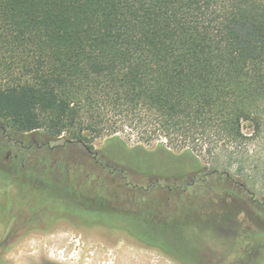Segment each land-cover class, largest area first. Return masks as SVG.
<instances>
[{
	"label": "trees",
	"instance_id": "1",
	"mask_svg": "<svg viewBox=\"0 0 264 264\" xmlns=\"http://www.w3.org/2000/svg\"><path fill=\"white\" fill-rule=\"evenodd\" d=\"M245 122L257 132L264 126V0H0V188H26L14 175L17 165L2 163L11 132H42L49 140L65 135L88 152L94 140L106 138L107 174L94 178L93 198L77 190L72 197L61 194L55 205L64 214L23 218V226L48 227L59 217L121 228L190 264L164 239L193 249L223 228L231 235L244 198L264 212V202L246 188L254 186L252 176L241 166L238 179L231 175L244 155ZM124 133L156 142L157 154L171 156L178 170L147 173L141 155L153 154H141L142 143L128 148ZM171 147L181 154L173 158ZM118 151L126 158L118 159ZM198 154L215 159V167ZM129 176L147 179L139 190L161 189V197L130 206L137 196L124 200L121 192L132 186ZM115 182L120 191L109 198L107 183ZM163 203L177 213L158 209ZM138 225L161 231L141 232ZM13 231L0 240L1 264L16 239Z\"/></svg>",
	"mask_w": 264,
	"mask_h": 264
},
{
	"label": "rangeland",
	"instance_id": "2",
	"mask_svg": "<svg viewBox=\"0 0 264 264\" xmlns=\"http://www.w3.org/2000/svg\"><path fill=\"white\" fill-rule=\"evenodd\" d=\"M243 133L248 137L244 155L239 157L240 163L231 168V175L238 179L235 169L243 167L244 174L254 179V186L249 184L246 188L255 194L258 202H264V126L257 132L252 123L245 122ZM120 136L127 141L128 148H135L138 143H142V149L138 151L153 154L146 157L141 153V167L147 173L169 176L178 170L171 156L157 154L156 142L146 144L126 133ZM9 137L12 142L1 156L2 163L7 167L17 165L18 169L13 167V170L17 169L14 175L19 173L26 188L21 190L15 183H7L0 188V240L7 233L14 232L13 229L16 230V239L9 247L2 264H189L179 261L172 254L163 253L157 247L138 242L121 228L73 225L59 217L48 227L23 226V218L41 221L51 213L64 214L65 210H56L55 205L56 198L60 199L61 194L72 197L73 190H77L85 199L93 198L94 178L107 174L102 170V165H107L103 156L106 138L94 140L93 148L88 152L78 143H67L65 135L49 140L42 132L22 135L11 132ZM45 142H48V147L43 149L41 145ZM171 148L173 158L181 154L177 148ZM116 155L118 159L126 158L120 151ZM199 160L202 164L215 167V159L212 160L205 154H200ZM225 160L222 155L219 161ZM95 162H99L101 166L97 167ZM218 169L222 172L220 167ZM8 180L19 183L13 176H9ZM128 182L132 186H138L136 190H130L132 186H128L121 191L124 200L137 196V202H130V206L161 197V189H150L147 192L139 190V187L145 189L148 185V180L143 177L129 176ZM118 184L120 183H107L106 195L109 198L111 192L120 191ZM63 202L69 209L72 207L68 200ZM125 204L121 202L120 205ZM240 204L244 214L239 215V222L233 227L231 235L227 228H223L216 238L206 235L205 240L197 244L195 249L192 246L193 249H189L187 242L173 241L170 238L164 239L165 245L179 248L183 256H188L190 264H264V212H257L247 204L246 198L240 200ZM160 205L157 208L166 214L177 213L173 204ZM192 206L198 207V204L189 203L188 208ZM129 211L131 209L125 210ZM66 213L70 214V211ZM137 228L141 232L149 231L153 234L161 231L142 225Z\"/></svg>",
	"mask_w": 264,
	"mask_h": 264
}]
</instances>
